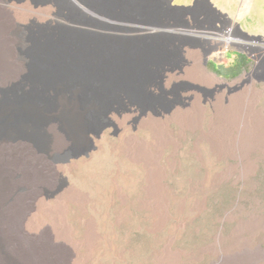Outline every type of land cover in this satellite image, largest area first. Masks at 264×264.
Segmentation results:
<instances>
[{
    "label": "rangeland",
    "instance_id": "1",
    "mask_svg": "<svg viewBox=\"0 0 264 264\" xmlns=\"http://www.w3.org/2000/svg\"><path fill=\"white\" fill-rule=\"evenodd\" d=\"M211 1L218 18L190 19L208 32L176 38L183 65L163 82L170 112L131 106L111 113L114 124L90 134L86 152L77 98L65 99L71 122L66 131L51 124L47 151L0 134V144L21 157H0V176L17 178L13 200H25L21 235L62 249L56 264H264V0ZM0 17L17 56L30 51L35 31L60 24L127 38L152 34L98 24L67 0H0ZM241 59L240 74L216 72ZM26 75L24 64L7 86ZM26 169L35 176L29 181L20 176ZM6 245L20 264L15 245Z\"/></svg>",
    "mask_w": 264,
    "mask_h": 264
},
{
    "label": "bare ground",
    "instance_id": "2",
    "mask_svg": "<svg viewBox=\"0 0 264 264\" xmlns=\"http://www.w3.org/2000/svg\"><path fill=\"white\" fill-rule=\"evenodd\" d=\"M67 1L78 14L98 24L152 34L127 38L60 24L35 31L30 51L17 56L8 25L0 17V86L20 76L24 64L27 68L24 80L0 88V94L4 92L0 95V134L28 140L39 151L50 147L52 123L60 122L65 131L68 128L65 123L71 120L65 99L77 98V127H85L89 145L84 152L92 147L90 134L100 137L114 124L111 113L121 114L131 106L142 114L170 112L174 103L163 86L165 72L181 69L183 46L175 41L191 32L158 0ZM16 149L9 153L0 144V157L4 160L9 154L11 162L20 161ZM27 169L20 176L29 181L35 176ZM13 181L7 173L0 176V264H16L7 243L15 245L20 264H56L65 256L62 249L51 248L47 240L22 237L19 221L25 200H13L15 174Z\"/></svg>",
    "mask_w": 264,
    "mask_h": 264
},
{
    "label": "water",
    "instance_id": "3",
    "mask_svg": "<svg viewBox=\"0 0 264 264\" xmlns=\"http://www.w3.org/2000/svg\"><path fill=\"white\" fill-rule=\"evenodd\" d=\"M161 2L188 30H190L199 40L203 34H206L207 29L200 25H192L190 19L194 21L205 13L208 16L218 18L222 13L212 3L211 0H194L192 5H175L173 0H158ZM239 26V25H238ZM211 30H217V25L214 23ZM264 64V61L262 62Z\"/></svg>",
    "mask_w": 264,
    "mask_h": 264
},
{
    "label": "trees",
    "instance_id": "4",
    "mask_svg": "<svg viewBox=\"0 0 264 264\" xmlns=\"http://www.w3.org/2000/svg\"><path fill=\"white\" fill-rule=\"evenodd\" d=\"M246 61L245 59H241L238 63V65L236 66H232V67H220L216 69V72L219 75H229V76H236L238 74H240L243 70L244 67H246Z\"/></svg>",
    "mask_w": 264,
    "mask_h": 264
},
{
    "label": "flooded vegetation",
    "instance_id": "5",
    "mask_svg": "<svg viewBox=\"0 0 264 264\" xmlns=\"http://www.w3.org/2000/svg\"><path fill=\"white\" fill-rule=\"evenodd\" d=\"M221 23L223 24V25H228V23H229V21H227L225 18H221Z\"/></svg>",
    "mask_w": 264,
    "mask_h": 264
}]
</instances>
